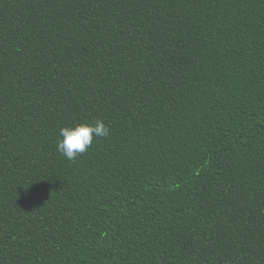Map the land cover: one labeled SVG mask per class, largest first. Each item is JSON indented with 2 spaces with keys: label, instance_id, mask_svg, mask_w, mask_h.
I'll return each mask as SVG.
<instances>
[{
  "label": "trees",
  "instance_id": "16d2710c",
  "mask_svg": "<svg viewBox=\"0 0 264 264\" xmlns=\"http://www.w3.org/2000/svg\"><path fill=\"white\" fill-rule=\"evenodd\" d=\"M0 264H264V0H0Z\"/></svg>",
  "mask_w": 264,
  "mask_h": 264
},
{
  "label": "clouds",
  "instance_id": "9594fccd",
  "mask_svg": "<svg viewBox=\"0 0 264 264\" xmlns=\"http://www.w3.org/2000/svg\"><path fill=\"white\" fill-rule=\"evenodd\" d=\"M109 134L108 127L101 120L95 124H81L75 128L63 127L60 129V139L57 150L68 160H74L78 154L84 153L93 142V135L106 137Z\"/></svg>",
  "mask_w": 264,
  "mask_h": 264
}]
</instances>
